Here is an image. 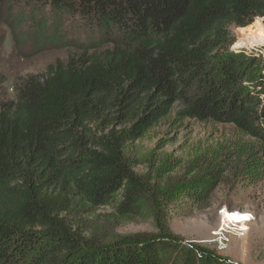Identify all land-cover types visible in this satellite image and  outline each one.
<instances>
[{
    "label": "trees",
    "instance_id": "trees-1",
    "mask_svg": "<svg viewBox=\"0 0 264 264\" xmlns=\"http://www.w3.org/2000/svg\"><path fill=\"white\" fill-rule=\"evenodd\" d=\"M257 17L264 0H0V26L30 25L42 45L66 42L69 20L85 35L0 108V264H228L156 217L133 145L179 104L182 119L238 131L211 164L264 181V57L232 48L231 30ZM214 170L161 197L207 208ZM117 197L120 215L156 217L161 232L89 247L74 212Z\"/></svg>",
    "mask_w": 264,
    "mask_h": 264
},
{
    "label": "rangeland",
    "instance_id": "rangeland-1",
    "mask_svg": "<svg viewBox=\"0 0 264 264\" xmlns=\"http://www.w3.org/2000/svg\"><path fill=\"white\" fill-rule=\"evenodd\" d=\"M69 21L64 24L66 42L56 46L36 42L30 25L19 29L0 26V108L16 101V85L25 77L44 73L50 64L66 60L71 50L83 45L84 32ZM231 30L236 38L232 48L242 47L264 57V17L255 18L245 28L232 25ZM180 110L177 104L168 117L133 145V156L139 157L135 169L149 187L147 199L156 217L163 218L175 235L224 258L228 264H264V181L243 185L234 165L218 168L211 164L212 152L221 144L229 145L238 131L232 124L182 119ZM175 161L179 166L174 171L162 173L161 169ZM214 166L217 170L210 177L216 186L207 208L169 204L161 197L162 187L168 185L174 193L175 186L182 188ZM119 201L117 197L105 206L88 209L82 216L74 212L72 225L75 230L81 229L86 245H114L129 235L161 232L156 217L127 220L120 215ZM226 211L244 212L251 219L245 225L231 222Z\"/></svg>",
    "mask_w": 264,
    "mask_h": 264
},
{
    "label": "bare ground",
    "instance_id": "bare-ground-1",
    "mask_svg": "<svg viewBox=\"0 0 264 264\" xmlns=\"http://www.w3.org/2000/svg\"><path fill=\"white\" fill-rule=\"evenodd\" d=\"M225 214L228 221L242 223L243 225H245V223L251 219L249 214L239 211H226ZM242 229L245 230L244 227H242Z\"/></svg>",
    "mask_w": 264,
    "mask_h": 264
}]
</instances>
